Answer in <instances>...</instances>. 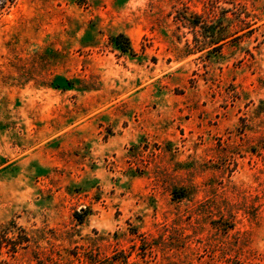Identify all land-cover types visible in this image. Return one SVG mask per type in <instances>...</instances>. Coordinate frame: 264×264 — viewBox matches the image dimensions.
<instances>
[{
  "label": "rangeland",
  "instance_id": "rangeland-1",
  "mask_svg": "<svg viewBox=\"0 0 264 264\" xmlns=\"http://www.w3.org/2000/svg\"><path fill=\"white\" fill-rule=\"evenodd\" d=\"M0 235V264H264V0H0Z\"/></svg>",
  "mask_w": 264,
  "mask_h": 264
},
{
  "label": "trees",
  "instance_id": "trees-1",
  "mask_svg": "<svg viewBox=\"0 0 264 264\" xmlns=\"http://www.w3.org/2000/svg\"><path fill=\"white\" fill-rule=\"evenodd\" d=\"M114 43L117 45V47H119L121 50L126 51L130 49V44H129V39L128 37L123 34V33H118L117 35L113 36L111 38ZM86 212L82 211V212H74L75 217L81 221V218L83 215H85ZM3 233H11L12 234V238H13V242H12V246H11V255H14L17 252V249L19 247H23L22 245L24 243H28L29 242V238L28 236L25 234L24 230L21 229L20 227L16 226V223L13 220H10L5 226L4 229H2ZM3 237V236H2ZM1 238V235H0ZM4 242L2 241V239H0V250L1 248L4 246L3 244Z\"/></svg>",
  "mask_w": 264,
  "mask_h": 264
}]
</instances>
